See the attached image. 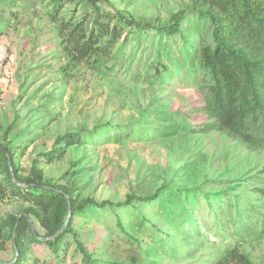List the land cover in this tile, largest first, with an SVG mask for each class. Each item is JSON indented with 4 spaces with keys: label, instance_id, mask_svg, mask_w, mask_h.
Instances as JSON below:
<instances>
[{
    "label": "rangeland",
    "instance_id": "rangeland-1",
    "mask_svg": "<svg viewBox=\"0 0 264 264\" xmlns=\"http://www.w3.org/2000/svg\"><path fill=\"white\" fill-rule=\"evenodd\" d=\"M99 4L155 28L133 27L127 40L121 39L94 63L69 67L58 25L70 20L73 27L83 17L92 22L90 4L0 0V141L13 145L19 173L29 175L33 159L50 149L57 136L109 122L104 137L72 146L62 158L43 164L45 179L68 186L79 200L91 197L98 203L124 201L129 193L149 195L163 183L184 189L202 185L209 191L240 184L234 193L258 204L259 189L264 190V148H250L212 128L214 120L203 110L198 45L211 41L210 25L185 21L188 42L181 34L169 37L156 29L171 13L190 8L192 0ZM191 41L198 48L192 49ZM187 205L190 218L158 201L135 202L128 210L116 211L104 205L98 213L103 221L76 215L74 229L91 251L93 264H213L228 244L239 246L254 264H264L260 226H251L250 234L241 236L237 225L243 222L235 217L234 225L227 221L228 204L209 208L202 199ZM244 206L242 202L248 214ZM34 209L9 196L2 202V218L28 213L42 235L45 229ZM69 246L57 258L47 245L29 244L25 264H83L75 245ZM14 255L8 239L0 257L9 260Z\"/></svg>",
    "mask_w": 264,
    "mask_h": 264
},
{
    "label": "trees",
    "instance_id": "trees-1",
    "mask_svg": "<svg viewBox=\"0 0 264 264\" xmlns=\"http://www.w3.org/2000/svg\"><path fill=\"white\" fill-rule=\"evenodd\" d=\"M58 1L66 3L75 0ZM79 1H85L93 8L92 22L83 17L73 27L70 20H63L58 25L60 43L68 57L69 67L94 63L97 57L107 53L121 39L127 40L133 27L138 30L155 28L153 24L136 20L119 10L102 8L99 3L107 0ZM191 19L193 23L199 20L211 27V41L198 45L199 65L196 73L205 99L203 110L214 120L212 128L234 136L250 148H264V0H192L190 8L171 13L169 21L157 25L156 29L169 37L181 34L188 42L182 26ZM190 44L192 49L198 48L193 41ZM15 125L16 120L7 131L10 132ZM111 126L107 122L92 130L68 131L57 136L50 149L41 151L33 159L27 176L19 173L13 145L0 141V249L11 239L15 252L12 259L0 257V264H25L30 253L29 244L32 243L47 245L57 258L62 250L74 244L82 255L83 264L95 263L91 251L74 229V220L76 215H80L103 221L98 213L102 212L104 205L116 211L115 208L128 210L127 206L135 202L150 204L158 201L163 207H170L171 212L178 209L179 214L190 218L192 210L187 202L196 204V201L205 199L209 208L214 205L231 206L230 213L228 211L226 214L227 221L234 225L235 217L236 221L243 222L237 225L241 236L242 232L250 234L251 226H260L264 232V209L259 210L260 204L264 208L263 189H259L262 197L258 198V204L234 193L240 184L209 191L202 185L184 189L167 183L149 195L129 193L124 201L115 203L105 200L98 203L91 197L79 200L68 186L45 179L43 164L62 158L72 146L93 143L99 137H104ZM9 196L30 203L35 208L33 212L45 229L44 234L34 230L28 213L3 220L2 202ZM242 202L246 203L244 209L248 214L242 211ZM116 219L118 226L125 231L123 221L119 216ZM145 221L142 218V226ZM224 226L220 225V231ZM126 234L133 239L130 233ZM220 256L213 264H254L237 245L228 244Z\"/></svg>",
    "mask_w": 264,
    "mask_h": 264
},
{
    "label": "water",
    "instance_id": "water-1",
    "mask_svg": "<svg viewBox=\"0 0 264 264\" xmlns=\"http://www.w3.org/2000/svg\"><path fill=\"white\" fill-rule=\"evenodd\" d=\"M70 216V214L68 215V217ZM17 249V248H16Z\"/></svg>",
    "mask_w": 264,
    "mask_h": 264
}]
</instances>
